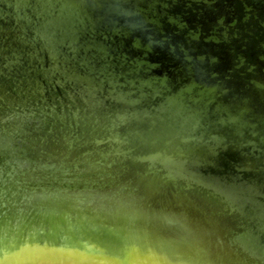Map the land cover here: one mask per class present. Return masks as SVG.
<instances>
[{"label": "water", "instance_id": "water-1", "mask_svg": "<svg viewBox=\"0 0 264 264\" xmlns=\"http://www.w3.org/2000/svg\"><path fill=\"white\" fill-rule=\"evenodd\" d=\"M0 264H264V0H0Z\"/></svg>", "mask_w": 264, "mask_h": 264}]
</instances>
